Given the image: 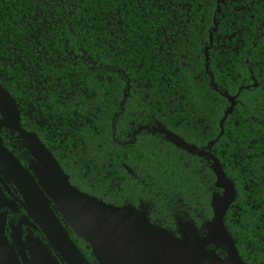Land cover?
Listing matches in <instances>:
<instances>
[{
    "label": "flooded vegetation",
    "instance_id": "obj_1",
    "mask_svg": "<svg viewBox=\"0 0 264 264\" xmlns=\"http://www.w3.org/2000/svg\"><path fill=\"white\" fill-rule=\"evenodd\" d=\"M34 1L21 0L29 25L0 44V264H78L40 227V196L97 264L45 192L53 163L78 192L133 206L175 241L264 264V61L251 54L263 35L184 27L187 14L201 23L195 0H101L91 31L72 27L85 12L59 21L52 0ZM130 12L147 27H128Z\"/></svg>",
    "mask_w": 264,
    "mask_h": 264
},
{
    "label": "water",
    "instance_id": "obj_2",
    "mask_svg": "<svg viewBox=\"0 0 264 264\" xmlns=\"http://www.w3.org/2000/svg\"><path fill=\"white\" fill-rule=\"evenodd\" d=\"M41 180L61 219L86 243L97 264H241L233 248L225 249L228 260L224 262L194 244L173 240L163 230L151 226L141 214L85 197L69 185L55 163L42 172ZM40 198L42 207L35 214L52 246L60 255L87 264L45 198ZM217 218L213 221L219 223L220 215ZM188 252L193 253L186 255Z\"/></svg>",
    "mask_w": 264,
    "mask_h": 264
},
{
    "label": "trees",
    "instance_id": "obj_3",
    "mask_svg": "<svg viewBox=\"0 0 264 264\" xmlns=\"http://www.w3.org/2000/svg\"><path fill=\"white\" fill-rule=\"evenodd\" d=\"M53 4H56L55 7H51L54 18L59 19V21H63L65 17H67L66 13L70 10H74L75 13L81 14L85 12L81 16H77L74 19L80 20L81 23L78 25H73L72 27L76 30L81 28L83 30L91 31V26L95 25L100 17L97 15V10L102 7L100 3L101 0H52ZM191 2V1H187ZM196 4H201V9L199 12L201 13V23L198 24V20L194 19L193 16L187 14L186 16H182V25L186 28L192 27H214L219 31L229 32L231 29H246L252 34L253 30L256 31L257 34H262L263 37L257 39L255 42V46L251 48V54L255 55L257 60L263 59L264 61V0H227L224 4L217 5L218 2L215 0H195ZM34 0H30L28 4H34ZM70 3L73 4V9L70 8ZM193 6L190 7V12L193 13L196 5L192 3ZM21 0H0V44H6L9 40H12L13 36H18L21 34V29L26 28L29 23L27 19H21L22 7ZM219 7V12H215V22L212 21V13L214 9ZM89 8V9H88ZM88 9V10H87ZM102 9V8H101ZM96 11V12H94ZM188 11V10H187ZM186 11V12H187ZM31 12V10L29 11ZM181 13L184 11L180 10ZM132 14L128 16L132 21H128L126 18V23L128 27H133L134 30L136 27L138 28H146L147 27V15L142 12L139 13H128ZM142 16V18H138V16ZM93 20H92V19ZM151 20H149L150 23ZM33 28V27H32ZM84 33V32H83ZM89 34H93L92 32H88ZM244 34V31H241ZM81 35V33L77 34ZM76 35V36H77ZM204 39V38H203ZM246 43V42H245ZM251 55V57H252ZM251 59V58H250ZM264 66V63H263ZM233 89H228V92H232ZM220 109V106H219ZM258 114V112H257ZM82 194V193H81ZM85 197H89L85 194H82ZM91 199L96 200L95 198L89 197ZM101 202L99 200H96ZM105 205L112 206L101 202ZM114 207V206H112ZM117 208V207H114ZM126 208L134 211L135 213L140 214L138 211L133 209V206L129 205V207H120ZM139 210V209H137ZM140 211V210H139ZM77 242H81L79 238H74Z\"/></svg>",
    "mask_w": 264,
    "mask_h": 264
},
{
    "label": "bare ground",
    "instance_id": "obj_4",
    "mask_svg": "<svg viewBox=\"0 0 264 264\" xmlns=\"http://www.w3.org/2000/svg\"><path fill=\"white\" fill-rule=\"evenodd\" d=\"M172 253H173L174 255H178L175 251H172Z\"/></svg>",
    "mask_w": 264,
    "mask_h": 264
},
{
    "label": "rangeland",
    "instance_id": "obj_5",
    "mask_svg": "<svg viewBox=\"0 0 264 264\" xmlns=\"http://www.w3.org/2000/svg\"><path fill=\"white\" fill-rule=\"evenodd\" d=\"M55 210H57L56 207H55Z\"/></svg>",
    "mask_w": 264,
    "mask_h": 264
}]
</instances>
